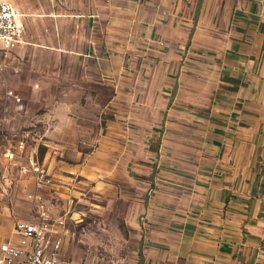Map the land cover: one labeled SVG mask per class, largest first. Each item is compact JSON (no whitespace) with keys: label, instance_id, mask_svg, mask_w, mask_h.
<instances>
[{"label":"crops","instance_id":"0c3cea01","mask_svg":"<svg viewBox=\"0 0 264 264\" xmlns=\"http://www.w3.org/2000/svg\"><path fill=\"white\" fill-rule=\"evenodd\" d=\"M6 1L28 125L100 141L78 171L141 196L137 256L112 264H264V0Z\"/></svg>","mask_w":264,"mask_h":264},{"label":"rangeland","instance_id":"374dc122","mask_svg":"<svg viewBox=\"0 0 264 264\" xmlns=\"http://www.w3.org/2000/svg\"><path fill=\"white\" fill-rule=\"evenodd\" d=\"M12 84L0 72V245L17 242L19 224L33 222L44 206L54 221H65L64 227L56 225L55 229L69 261L85 257L100 258L107 264L135 260L139 243L131 216L138 212L136 201L141 196L134 188L126 189L120 167H114L111 178L109 174L105 177L78 171L80 160L93 154L101 146L100 141L85 140L88 137L84 136L63 144H48L42 123L31 127L28 117L14 108L5 115L4 96ZM102 120L104 127V115ZM26 133L30 136L23 156L10 160L9 152L17 150L18 138ZM113 144L117 152L119 142ZM31 154L50 174L51 183L43 189H37L29 171ZM100 161L97 157L93 162ZM136 177L128 174V179ZM105 180L113 181L112 186L99 184ZM32 194L42 196V202L31 200Z\"/></svg>","mask_w":264,"mask_h":264},{"label":"built area","instance_id":"2783aa9c","mask_svg":"<svg viewBox=\"0 0 264 264\" xmlns=\"http://www.w3.org/2000/svg\"><path fill=\"white\" fill-rule=\"evenodd\" d=\"M24 35L25 29L18 20L15 7L6 0H0L1 73H4L8 67L9 55L24 42ZM18 72V70H14V73ZM34 88L38 89L39 85H34ZM4 102L5 115L9 114L13 108L21 113L26 111L24 100L18 94L15 85H11V88L6 91ZM29 136L26 133L18 138L17 150L9 152L10 160H15L17 156H23ZM28 167L37 189H43L51 183L50 174L33 154L28 158ZM29 198L36 203H41L43 199L42 196L34 194ZM56 225L64 227L65 221H54L42 206L33 222L19 224L17 242L0 245V264H107L103 259L94 257H85L79 261L66 263L63 260V240L59 235L57 236Z\"/></svg>","mask_w":264,"mask_h":264}]
</instances>
